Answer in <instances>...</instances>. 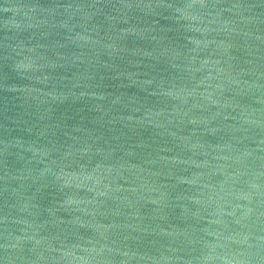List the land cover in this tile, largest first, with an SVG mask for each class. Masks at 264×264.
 Returning <instances> with one entry per match:
<instances>
[{"label": "water", "instance_id": "95a60500", "mask_svg": "<svg viewBox=\"0 0 264 264\" xmlns=\"http://www.w3.org/2000/svg\"><path fill=\"white\" fill-rule=\"evenodd\" d=\"M0 264H264V0H0Z\"/></svg>", "mask_w": 264, "mask_h": 264}]
</instances>
